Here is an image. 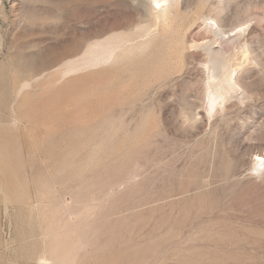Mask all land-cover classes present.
Masks as SVG:
<instances>
[{"label": "rangeland", "instance_id": "1", "mask_svg": "<svg viewBox=\"0 0 264 264\" xmlns=\"http://www.w3.org/2000/svg\"><path fill=\"white\" fill-rule=\"evenodd\" d=\"M157 1L0 0V264H264V0Z\"/></svg>", "mask_w": 264, "mask_h": 264}, {"label": "bare ground", "instance_id": "2", "mask_svg": "<svg viewBox=\"0 0 264 264\" xmlns=\"http://www.w3.org/2000/svg\"><path fill=\"white\" fill-rule=\"evenodd\" d=\"M161 1H165V0H158L157 1V3L159 4V2L161 3ZM155 2V1H154ZM161 10V9H160ZM162 11V10H161ZM227 66V65H226ZM217 68V67H216ZM214 69L215 68H213V71H214ZM229 69V68H228ZM223 70H225V69H223ZM213 71H211L212 72V74H215ZM222 71V70H221ZM217 73H218V71H217ZM217 73L215 74V76L217 75ZM211 74V75H212ZM221 74V73H220ZM210 75V76H211ZM214 79H216V77L214 78ZM233 79L234 78H232L231 77V73H230V71H226V72H222V74H221V76L217 79V81H215V82H213L214 84H215V86H221V87H223L224 89L223 90H225V89H227V90H225V92L226 91H228V90H234V84L236 83V81L234 80L233 81ZM213 83H212V85H213ZM220 87V88H221ZM214 89H216V88H214ZM211 91H213L212 89H211ZM217 91V90H216ZM217 92H219V91H217ZM223 92V91H222ZM212 95H213V99H212V103L211 104H213L214 102H215V100L218 98V96L220 95L219 93H216V92H212ZM259 157V156H258ZM262 158L263 157H260V158H258V160L259 161H257L256 163L257 164H260L261 166L263 165V163L261 162L262 161ZM259 167V166H258ZM257 168V167H256ZM255 168V169H256ZM260 168V167H259ZM257 171V170H256Z\"/></svg>", "mask_w": 264, "mask_h": 264}]
</instances>
